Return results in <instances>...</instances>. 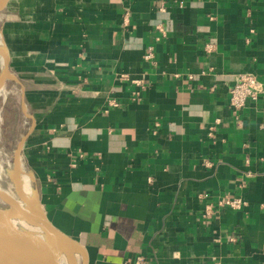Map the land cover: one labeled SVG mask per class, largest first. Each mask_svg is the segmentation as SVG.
Listing matches in <instances>:
<instances>
[{
	"label": "crops",
	"instance_id": "obj_1",
	"mask_svg": "<svg viewBox=\"0 0 264 264\" xmlns=\"http://www.w3.org/2000/svg\"><path fill=\"white\" fill-rule=\"evenodd\" d=\"M0 39V140L62 264H264V94L230 105L264 85V0H12Z\"/></svg>",
	"mask_w": 264,
	"mask_h": 264
},
{
	"label": "water",
	"instance_id": "obj_2",
	"mask_svg": "<svg viewBox=\"0 0 264 264\" xmlns=\"http://www.w3.org/2000/svg\"><path fill=\"white\" fill-rule=\"evenodd\" d=\"M11 1L12 0H0V13L7 8ZM0 59L4 65V72L0 79L1 91L5 86L6 81L11 80L17 82V80L10 72L8 53L1 46ZM24 143L25 139L19 143L15 151L14 173L16 175H20L21 173L29 176L23 171L21 166V152ZM14 177L16 178L17 176ZM16 182L18 195L25 203H27V199H25L21 193L20 184L17 178ZM0 196L4 197V193L2 194L0 192ZM35 201L37 206V199H35ZM11 209L6 211L0 209V253H2L6 259L11 261L12 264H62L60 248L54 243V238L60 239L70 249H79L76 244L52 227L45 217H37L35 214L33 217H29L30 221H40V223L43 224L44 233H38L27 228L22 222L14 218ZM34 209L35 211L37 210L36 207H34Z\"/></svg>",
	"mask_w": 264,
	"mask_h": 264
},
{
	"label": "rangeland",
	"instance_id": "obj_3",
	"mask_svg": "<svg viewBox=\"0 0 264 264\" xmlns=\"http://www.w3.org/2000/svg\"><path fill=\"white\" fill-rule=\"evenodd\" d=\"M3 72H4V65L0 64V79L3 75ZM13 83L14 81H11V80L6 81L3 89H5L6 92L7 90L11 91L13 89L12 88ZM8 138L9 136L6 135L5 139H3L2 141L0 140V163L3 167V172H2L1 179H0V192L2 194L4 193V197L0 196V209L5 210V211L10 210L12 208L11 205L7 201L4 200V198L6 197L5 195L7 194L12 195L15 198L14 200L15 202L21 200V197L18 195V192H17L16 178L13 176L14 155H15V151L17 149L18 143L15 141L12 143L11 141L8 140ZM20 177H21V179L19 180L20 186L24 188V191L26 193L30 192L29 186L31 185V179L29 178V176L23 175V174ZM32 197L34 198L33 193H32ZM64 261H68V260L64 258Z\"/></svg>",
	"mask_w": 264,
	"mask_h": 264
},
{
	"label": "built area",
	"instance_id": "obj_4",
	"mask_svg": "<svg viewBox=\"0 0 264 264\" xmlns=\"http://www.w3.org/2000/svg\"><path fill=\"white\" fill-rule=\"evenodd\" d=\"M162 10L165 8L162 7ZM152 51L153 49L150 48L147 59L152 57ZM263 94L264 85L254 75H241L230 90V105L234 110H242L249 100L257 101ZM243 204L241 200L226 201V206L233 209H240ZM135 264H146V259L138 257Z\"/></svg>",
	"mask_w": 264,
	"mask_h": 264
},
{
	"label": "bare ground",
	"instance_id": "obj_5",
	"mask_svg": "<svg viewBox=\"0 0 264 264\" xmlns=\"http://www.w3.org/2000/svg\"><path fill=\"white\" fill-rule=\"evenodd\" d=\"M0 46H1V39H0ZM2 172H3V167H2V165L0 163V179H1V176H2ZM13 176H17L16 178L19 181L21 179L20 176H22V174L20 173V175H16L13 172ZM29 188H30V190H29L30 192L26 193L24 191V188H22L20 186L21 193L24 196V198L27 199V201H28L27 203H25L22 199L20 201L16 200L18 202L17 203V202L14 201L15 198L12 195H8V194L6 195L4 200L12 205L11 213L14 216V218H16L17 220L22 222V224L24 226H26L27 228H29V229H31L33 231H36L38 233H44L43 232V230H44L43 224H41L40 221H35V220L30 221L29 220V217H33L35 212H36L35 209H34V207H36V201L32 197L33 191H32L31 185L29 186ZM45 233H46V231H45ZM54 243L61 249H70L66 244H64L58 238L57 239L54 238ZM65 262H66V264H72L69 261H65ZM79 262H80V260H79ZM0 264H12V263L8 259H6L2 253H0ZM77 264H78V262H77Z\"/></svg>",
	"mask_w": 264,
	"mask_h": 264
}]
</instances>
